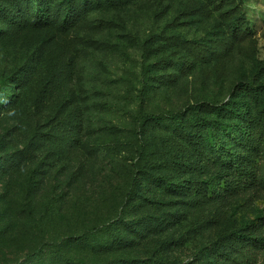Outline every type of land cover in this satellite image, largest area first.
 <instances>
[{"label":"rangeland","instance_id":"374dc122","mask_svg":"<svg viewBox=\"0 0 264 264\" xmlns=\"http://www.w3.org/2000/svg\"><path fill=\"white\" fill-rule=\"evenodd\" d=\"M200 4L211 11L201 9ZM214 6L215 0H137L123 8L92 12L89 20L103 23L98 30L48 32L43 46L38 45L42 37L37 32L0 39V83L28 62L32 53L54 50L60 56H73L70 87L83 117L77 147H69L47 167L38 158L12 175L0 177V194L5 196L0 212L4 214L2 208L6 207L0 230L7 226L4 235L0 232L1 260L18 263L45 242L91 234L118 218L134 220L141 215L175 220L130 248L132 257L142 259L195 261L225 230L246 233L250 227L256 233L264 231V193H247L214 204L188 203L185 196L143 183L138 189L141 196L126 203L139 170L155 160L150 147L166 136L159 126L141 127L143 115L180 111L201 100H224L240 74H249L255 59L264 60V0H244L255 33L235 46L221 73L214 61L185 70L173 64L185 50L169 38H207L214 25L224 24ZM31 103L29 98L14 111L1 112L0 135L12 136L7 150L22 145L38 124H46V118L53 115L47 116ZM13 128H20L17 135L11 132ZM143 143L147 152L140 157ZM34 170L37 183L28 193L27 181ZM26 202L31 204L34 220L19 221L15 213ZM100 236L95 237L103 239ZM71 247L78 248L74 243ZM78 253L89 261L105 259ZM41 259L48 262L50 257ZM263 261L264 251H260L258 263Z\"/></svg>","mask_w":264,"mask_h":264},{"label":"trees","instance_id":"16d2710c","mask_svg":"<svg viewBox=\"0 0 264 264\" xmlns=\"http://www.w3.org/2000/svg\"><path fill=\"white\" fill-rule=\"evenodd\" d=\"M136 1L0 0V39L14 33L37 32L42 37L38 45L43 46L48 32L56 35L78 28L98 30L103 23L91 22L92 12L123 8ZM215 2L214 7L220 11L224 24L214 25L209 37L169 38L185 50L173 63L179 64L181 70L214 61L221 73L235 46L250 40L255 33L245 12L244 0ZM199 7L208 13L211 11L204 4ZM30 56L28 62L0 83V114L14 111L30 98L36 109L43 110L47 116L51 112L53 115L46 118V124H38L22 145L10 150L6 148L12 136L0 135V177H8L38 158L39 163L47 167L56 156L77 147L82 140V106L70 87L74 57L60 56L54 50ZM152 125L161 127L166 136L158 140L156 147H150L155 160L139 170L126 203L141 196L138 189L143 183L147 186L153 183L169 194L185 196L188 203L214 204L247 193H264V60L255 59L251 72L240 74L226 99L201 100L183 110L162 115L144 114L141 127ZM18 129H12L13 135H17ZM146 152L143 143L139 148L140 157ZM35 171L27 181L28 193H32L37 183ZM4 198L0 194V202ZM30 206L26 202L17 210L15 215L19 221L34 220ZM2 210L5 214L6 207ZM4 214L1 211L0 217ZM173 221L165 216L118 218L96 227L91 234L68 236L69 239L61 242H45L42 248L35 246L18 263L3 261L0 257V264H264V261L258 263L259 253L264 251V231L256 233L250 227L246 228V233L239 229L221 232L213 243L203 248L195 261L142 259L130 255V248L144 241L151 232L168 228ZM6 228L0 232L5 233ZM98 234H102L103 239L96 238ZM73 243L77 249L71 247ZM79 251L105 259L101 262L90 258L89 261ZM45 255L50 257L48 262L41 259Z\"/></svg>","mask_w":264,"mask_h":264}]
</instances>
